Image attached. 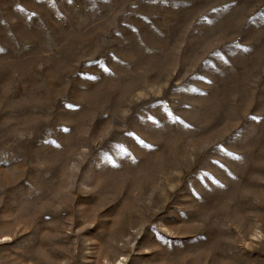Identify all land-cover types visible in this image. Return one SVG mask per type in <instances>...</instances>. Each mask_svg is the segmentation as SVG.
Masks as SVG:
<instances>
[{"label": "rangeland", "instance_id": "rangeland-1", "mask_svg": "<svg viewBox=\"0 0 264 264\" xmlns=\"http://www.w3.org/2000/svg\"><path fill=\"white\" fill-rule=\"evenodd\" d=\"M0 264H264V0H0Z\"/></svg>", "mask_w": 264, "mask_h": 264}]
</instances>
